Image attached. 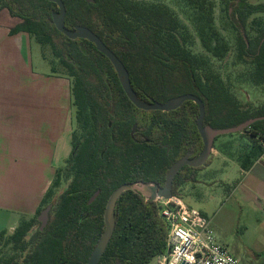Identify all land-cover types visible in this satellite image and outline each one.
I'll list each match as a JSON object with an SVG mask.
<instances>
[{
  "label": "trees",
  "instance_id": "trees-1",
  "mask_svg": "<svg viewBox=\"0 0 264 264\" xmlns=\"http://www.w3.org/2000/svg\"><path fill=\"white\" fill-rule=\"evenodd\" d=\"M66 27L84 26L98 35L126 67L132 88L146 102L167 101L192 94L205 105V126L228 129L264 116V103L243 102L219 74L201 68V60L190 50L179 17L165 3L144 4L137 0H62ZM206 20L201 30L207 52L225 59L229 43L213 27L215 4L208 0H187ZM20 24L11 35L27 33L42 47H49L71 81L72 109L76 130L66 166L32 218H22L13 233H0V264H87L105 231L104 214L114 191L124 184L160 183L164 186L170 168L191 153L203 150L197 120L199 107L186 102L172 112L137 109L129 100L109 59L88 40H70L53 23L59 7L47 0H0ZM228 18L237 34V60L253 70L244 79L264 91V26L251 20L264 14V4L233 0ZM246 99V98H245ZM263 102V101H261ZM137 132L132 137L134 126ZM246 146L234 143L241 168L250 169L261 154L264 121L242 133ZM215 148V146H214ZM220 149V148H219ZM241 150V151H240ZM201 168L184 167L175 177L173 194L186 185H197ZM100 191L98 198L89 201ZM52 206L50 220L40 230V214ZM116 229L100 264H150L167 248L169 227L156 202L140 193L125 192L115 210ZM11 249V255L4 251Z\"/></svg>",
  "mask_w": 264,
  "mask_h": 264
},
{
  "label": "crops",
  "instance_id": "crops-1",
  "mask_svg": "<svg viewBox=\"0 0 264 264\" xmlns=\"http://www.w3.org/2000/svg\"><path fill=\"white\" fill-rule=\"evenodd\" d=\"M19 24L7 10L0 11V233H13L22 218L36 215L56 176L58 146L69 140L72 148L71 81L34 69V39L10 33ZM256 96L243 102L264 103ZM244 138H224L211 156L221 160L219 166L237 162L241 168L234 143L238 139L246 146ZM241 171L245 179L231 194H239L238 216L264 226V168L253 164ZM255 246L264 251V235Z\"/></svg>",
  "mask_w": 264,
  "mask_h": 264
},
{
  "label": "rangeland",
  "instance_id": "rangeland-1",
  "mask_svg": "<svg viewBox=\"0 0 264 264\" xmlns=\"http://www.w3.org/2000/svg\"><path fill=\"white\" fill-rule=\"evenodd\" d=\"M144 4L165 3L171 7L174 13L179 17L182 23V30L188 38L190 50L201 60V68L205 71L219 74L228 84L238 99L246 100L250 97L264 101V91L258 87L248 85L244 82L246 76L253 70L251 65L243 64L237 60V34L233 29L228 18L227 6L233 0H208L215 4V22L213 27L217 29L220 35L229 43L230 52L225 59H218L207 52L202 44L201 30L206 29L208 24L206 20H201L198 16L200 12L187 0H137ZM247 2L258 5L264 4V0H246ZM251 20L264 23V14L252 16ZM264 26V24H263ZM33 66L40 73L53 74L51 61H55L52 51L49 47H42L36 40L33 43ZM57 75L66 77L65 69L56 63ZM75 110L72 113V127L70 134L76 130ZM230 136V135H228ZM228 136L219 137L215 142L214 150L221 147L222 141ZM244 137V135H237ZM239 138V137H237ZM246 139V138H244ZM247 140V139H246ZM238 141V139H237ZM236 141V142H237ZM62 145L61 148H59ZM72 148L69 140L58 146L54 168L62 170L63 183L59 191H62L69 183L66 166L71 155ZM210 165L204 167L198 173V186L193 191V185L189 184L183 187L179 192V197L190 208L200 212L211 221V227L215 232L218 242L228 248V250L239 260L240 264H264V251L257 250V240L264 235V226L259 225L253 218L238 216L237 208L239 198H233L235 186L245 179L241 168L237 162H230L227 166L220 165L221 160L210 157ZM253 176H256L253 173ZM240 200V199H239ZM5 255H11V249L4 251ZM2 253H0V256ZM150 264H156L155 259Z\"/></svg>",
  "mask_w": 264,
  "mask_h": 264
},
{
  "label": "water",
  "instance_id": "water-1",
  "mask_svg": "<svg viewBox=\"0 0 264 264\" xmlns=\"http://www.w3.org/2000/svg\"><path fill=\"white\" fill-rule=\"evenodd\" d=\"M49 2H53L58 5L59 12L53 14V23L58 29L60 33L65 35L70 40H88L92 44H94L97 50L106 56L109 61L112 63L115 68L119 81L123 90L125 91L129 100L134 104V106L146 112L150 111H160V112H172L181 108L186 102H194L199 107V117L197 120V127L199 130V134L203 140V150L201 154L196 158H191L192 154L188 153L184 158L175 163L167 173L166 180L164 186H161L158 183H145V182H137L131 184H124L117 188L114 193L111 195L107 207L104 214L105 221V231L99 240L95 250L91 254L87 264H100L102 257L109 246V243L113 237V234L116 229V217L115 210L116 205L119 198L127 191H135L140 193L147 201H156L157 199H171L173 194V182L177 174L186 166L198 169L207 164L209 161L213 151L215 142L219 137L234 135L238 133H242L246 129L250 128L253 124L264 121V116L249 120L248 122L228 129H213L210 126L204 125V120L206 116V108L201 99L192 94H187L184 96H180L174 99L167 101L165 104L150 101L146 102L140 99L137 93L134 91L131 85L129 73L122 63V61L116 56V54L110 50L106 46V44L102 41V39L96 35L92 30L84 26H77L73 29H69L66 27V7L62 0H47ZM88 3H94V0H86ZM137 132V125L134 126L132 137ZM100 191L96 192V194L89 201V205H91L99 196ZM52 206H49L45 209L40 216L38 217V221L41 223L40 230L44 231L47 227L50 220V211Z\"/></svg>",
  "mask_w": 264,
  "mask_h": 264
},
{
  "label": "built area",
  "instance_id": "built-area-1",
  "mask_svg": "<svg viewBox=\"0 0 264 264\" xmlns=\"http://www.w3.org/2000/svg\"><path fill=\"white\" fill-rule=\"evenodd\" d=\"M254 164L264 168V140ZM154 202L169 227L166 251L154 258L156 264H240L218 242L209 220L187 206L179 196Z\"/></svg>",
  "mask_w": 264,
  "mask_h": 264
},
{
  "label": "flooded vegetation",
  "instance_id": "flooded-vegetation-1",
  "mask_svg": "<svg viewBox=\"0 0 264 264\" xmlns=\"http://www.w3.org/2000/svg\"><path fill=\"white\" fill-rule=\"evenodd\" d=\"M156 183V182H155ZM158 184H160V183H158ZM161 185V184H160Z\"/></svg>",
  "mask_w": 264,
  "mask_h": 264
}]
</instances>
